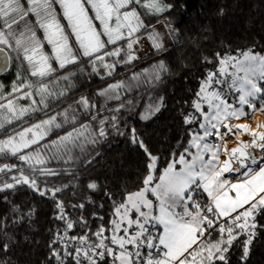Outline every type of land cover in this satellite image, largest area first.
<instances>
[{
    "label": "snow or ice",
    "instance_id": "1",
    "mask_svg": "<svg viewBox=\"0 0 264 264\" xmlns=\"http://www.w3.org/2000/svg\"><path fill=\"white\" fill-rule=\"evenodd\" d=\"M57 4L62 17L58 16ZM171 7L165 0H0V70L7 68L9 60L20 59L19 83L13 84L12 93L28 88L34 89V93L24 92L17 99H29L33 94L39 96V101L32 99L29 107L17 106L13 100H8L6 105L0 104V109L6 108L11 114L0 113V129L29 111L41 110L36 105L48 108L49 97L57 95L50 90L48 78L58 71L64 70L66 74L59 79L69 81L71 87V78L76 75L72 69L83 73L85 58L92 66V73L100 75L102 68L107 76H111L118 65H130L138 60L140 49L136 46L143 38L142 30L147 32V39L155 50H165L161 34L145 17L163 14ZM40 31L42 37L38 35ZM45 45L50 51L45 50ZM5 49L16 56L12 57ZM108 57L117 59L109 62ZM204 62L213 63L207 57ZM215 63L216 70L207 71L200 82L191 105L193 111L182 114L186 125L196 127L192 128L187 146L179 145L183 152H174L166 167H158L159 157L149 152L132 129V142L146 154L141 186L127 193L120 203L114 201L110 227L101 224L91 235L83 216L77 221L67 217L64 203L56 197L63 189H41L35 176L37 171L45 176L59 173L47 167L37 169L36 165H45L51 160L65 164L73 162V148L83 150L85 143H96L97 137H105L104 125L110 122L116 128L117 116L101 119L100 126L89 135H85L89 126L81 124L55 140L40 144L49 132L62 127L52 116L0 140V156L10 154L26 163L31 171V175H26L17 165H0V173L11 172L14 168L20 172L18 177H12V183L0 185V191L27 185L41 196L50 193V198L56 202L59 213L56 219L63 221L65 227L63 234L57 229L49 248L50 257L58 264H65L69 257L73 264H229L227 254L238 241L242 249L240 259L247 260L257 229L264 230V225L257 221V216L264 217V155L258 158L246 150L258 147L264 152V132L252 133L250 143L240 142L232 149L226 147L225 138L251 131L247 125L237 126L230 121L264 114V52L254 48L223 55L217 52ZM167 72V65L159 61L152 66L151 72L144 69L142 73H133L131 80L139 81L143 77L145 83L152 84L161 81ZM28 75L37 80L28 81ZM124 87L123 82L110 84L97 95L108 100L120 99L117 90ZM127 87L130 88L131 83ZM59 95L65 92L62 90ZM77 104L88 113L96 107L84 96ZM159 110L160 105L150 106L149 113L141 118L146 120ZM114 111L118 112L119 108ZM63 117V123L75 124L77 120L75 110L72 113L65 110ZM91 118L95 120L97 116ZM222 127L226 129L223 133ZM213 136L216 142H209L208 138ZM25 149L32 151L24 153ZM221 154L227 156L223 161ZM225 173H236L239 178L233 183ZM97 187L95 182L87 185L93 191ZM106 195L111 199L110 194ZM72 207L84 209L85 204ZM77 223L89 231L69 237L68 231ZM106 231L111 235L105 237ZM214 236L218 238L213 239ZM61 243L63 255L54 247ZM3 248L6 251L8 245L4 244Z\"/></svg>",
    "mask_w": 264,
    "mask_h": 264
},
{
    "label": "trees",
    "instance_id": "2",
    "mask_svg": "<svg viewBox=\"0 0 264 264\" xmlns=\"http://www.w3.org/2000/svg\"><path fill=\"white\" fill-rule=\"evenodd\" d=\"M165 2L172 5L168 11L145 17L146 22L154 25L161 34L165 50L157 51L153 48L150 53L139 57L130 65H118L111 76H107L102 68L100 75L92 73V66L85 58L83 73L72 69L76 71V75L71 78L72 86H69V81L64 82L65 95L50 100L48 108L40 107L41 110L25 115L0 129V140H4L49 117L59 116L62 127L53 129L40 142L45 144L64 135L74 126L79 128L81 124L89 126V132L85 133L89 135L100 126L101 119L109 120L111 116H117L116 128L110 122L104 125L107 133L105 137H97L96 143H85L83 150L79 147L73 148V162L65 164L63 161L51 160L45 165H36L37 169L47 167L59 173L45 176L37 171L35 176L41 189H63L56 193V197L64 203L67 217L77 221L83 216L91 230L89 235L101 224L106 228L110 227L109 221L114 212L113 202L120 203L127 193L134 192L141 186L145 175L146 154L138 144L132 142V129H135V135L143 141L149 152L159 157L158 167L163 169L173 158L174 152H183L179 145L182 143L187 146L192 128L196 127L186 125L183 115L193 111L192 101L206 72L218 67L215 54L219 52L223 55L229 51L236 53L238 49L248 48L264 52V0ZM55 7L58 16L62 17L58 5ZM61 22L66 24L63 19ZM151 30L149 28L147 31ZM38 35L43 36L41 31ZM142 37H147L144 30ZM45 50L50 51L47 45ZM204 57L213 63H205ZM114 59L117 58H106L109 62ZM159 61H163L168 67V72L162 75L161 81L148 84L143 77L139 81L131 80L133 73H142L144 69L151 72L152 66ZM6 73H10L12 89L13 81L18 82L14 62H11L10 70ZM64 74V70H60L49 77L48 81L59 80ZM118 82L126 85L117 90L120 99L108 100L97 95L108 85ZM129 83L130 88L127 87ZM27 90L29 89L23 88L21 92ZM15 94L17 93L11 92V96ZM82 96L96 105L90 113L77 104ZM121 104L124 107L121 108ZM156 105H160L158 112L150 114L146 120L141 118L149 113L150 106ZM117 108L119 111H114ZM65 110L69 113L75 110V124L63 123ZM93 115L97 116L95 120L91 118ZM255 117L264 118V115L258 114ZM29 151L32 149H25L24 153ZM5 163L22 167L26 175H31L29 166L10 154L6 157L0 156V165ZM17 168L11 172L0 173V185L4 182L12 183V177L20 175ZM62 169L70 171L64 172ZM90 182L97 184V190L87 188ZM64 185L70 186L64 188ZM106 193L110 194L111 199ZM80 203L85 204L84 209L72 207ZM58 214L56 202L50 198V193L41 196L27 185H17L14 189L0 191V264H58L50 257L49 248L50 242L57 235V229L63 234L65 227L63 221L56 219ZM96 216L102 219H96ZM257 221L259 225H264V217L257 216ZM87 231L89 229L82 228L77 223L68 231V236L83 235ZM109 235V231L104 233L105 237ZM4 244L8 245L6 251ZM54 247L61 250L63 255L62 244ZM227 255L229 264H264V230L257 229L246 261L242 262L240 259L242 249L239 241ZM65 264H73L72 258H67Z\"/></svg>",
    "mask_w": 264,
    "mask_h": 264
},
{
    "label": "rangeland",
    "instance_id": "3",
    "mask_svg": "<svg viewBox=\"0 0 264 264\" xmlns=\"http://www.w3.org/2000/svg\"><path fill=\"white\" fill-rule=\"evenodd\" d=\"M58 5V4H57ZM58 7H59V5H58ZM60 8V7H59ZM61 10V9H60ZM33 19H34V17H32ZM98 23V22H97ZM41 33H42V31H41ZM43 34V33H42ZM136 47H138L140 50L137 52V55H138V57H142V56H144V55H147L148 53H150V50H152L153 49V47H152V44H151V41H149L148 39H147V37H143L142 39H141V43L139 44V45H137ZM7 51H8V53L12 56V57H15L16 56V53H14V52H11V50L10 49H6ZM21 60L20 59H14V60H11V62H14V71H15V73H18L19 71H21L22 70V68L21 69H19L20 67H21V65L19 64V63H21L20 62ZM24 64H25V68L27 67V62L25 61L24 62ZM17 66V67H16ZM20 66V67H19ZM16 68V69H15ZM9 70H10V68H9ZM8 70V71H9ZM10 78V73H4L3 75H1L0 76V85H3V89L2 90H0V95H2V97L3 98H0V104H4V105H6L7 104V102H8V100H13L14 101V103L17 105V106H23V107H29L30 105H31V101H32V99H35V100H37V101H39V96H37V95H35V94H33V96L31 97V98H29V99H17L18 97H20V96H22L23 95V93L24 92H28V91H33V93H34V89H29V90H27V91H22V92H17V94H15V95H13V96H11V90L12 89H10V86H11V80L9 79ZM18 78V77H17ZM28 78H30L29 80H31L32 82H34V81H36L37 80V78L36 77H31L30 75H28ZM14 83H16L15 81H13ZM19 82V81H18ZM17 82V83H18ZM27 82V81H26ZM64 82H65V80H62V79H59V80H54V81H50L49 82V88H50V90L52 91V92H54V93H56L57 95L55 96V97H49V99H48V102L50 101V100H54V99H57V98H59V97H61L60 95H59V93L63 90L64 92H65V89H64ZM67 82V81H66ZM2 99H4V101L2 100ZM37 107H43L42 105H36ZM247 108V107H246ZM204 109L205 110H207V106L206 105H204ZM247 110V109H246ZM0 113H6V114H8L9 116H11V114L10 113H7V110H6V108H4V109H0ZM30 113H32V111H29L26 115H28V114H30ZM25 116V115H24ZM23 116V117H24ZM23 117H20L19 119H12V121H11V123H6L5 124V126H8V125H10V124H13V123H15L16 121H18V120H20L21 118H23ZM56 117V122H58V123H60V117L59 116H55ZM59 117V118H58ZM230 123V122H229ZM31 127V126H30ZM28 128V127H27ZM26 129V128H25ZM24 130V129H23ZM23 130H20L19 132H21V131H23ZM221 130H222V128H221ZM52 132V131H51ZM51 132H49V134L51 133ZM18 133V132H17ZM222 133H223V131H222ZM16 134V133H15ZM14 134V135H15ZM48 134V135H49ZM229 136V135H228ZM209 139V142H216V137H209L208 138ZM258 149H260V148H258ZM193 151H195L194 149H193ZM248 152H250V151H248ZM259 152H260V150H259ZM251 153V152H250ZM253 154V153H252ZM9 155V154H8ZM2 157H4V156H2ZM220 159H221V157H220ZM179 167V166H178ZM253 167H255V166H253ZM121 234H123V233H121ZM110 235H111V232H110ZM109 235V236H110ZM113 247H115V246H113Z\"/></svg>",
    "mask_w": 264,
    "mask_h": 264
},
{
    "label": "bare ground",
    "instance_id": "4",
    "mask_svg": "<svg viewBox=\"0 0 264 264\" xmlns=\"http://www.w3.org/2000/svg\"><path fill=\"white\" fill-rule=\"evenodd\" d=\"M242 125H247L251 128L250 132H241L239 133L235 138L231 136L229 139H227L226 147L228 149H232L239 146L240 142H251L253 139L252 133H261L264 132V121L261 119H258L254 121L253 123H243ZM260 149L258 147L249 148L246 151H250L251 153L259 152ZM226 154H221V161L226 159ZM226 175H229L231 173H225Z\"/></svg>",
    "mask_w": 264,
    "mask_h": 264
},
{
    "label": "crops",
    "instance_id": "5",
    "mask_svg": "<svg viewBox=\"0 0 264 264\" xmlns=\"http://www.w3.org/2000/svg\"><path fill=\"white\" fill-rule=\"evenodd\" d=\"M33 19V18H32ZM34 20V19H33ZM43 35V34H42ZM6 50V49H5ZM49 50H50V48H49ZM7 51V50H6ZM8 52V51H7ZM9 54V53H8ZM21 62V61H20ZM20 65H21V63H19ZM23 64H24V62H23ZM10 66H11V60H10ZM17 67V66H16ZM20 67V66H19ZM24 67H25V64H24ZM19 69H21V67L19 68ZM258 115V114H257ZM264 115V114H263ZM258 119H261V120H263L264 121V118H262V117H253V118H251V119H243V118H240V119H236V120H233V121H230V123L231 124H233V125H237V126H239V125H242L243 123H253L254 121H256V120H258ZM224 128L222 127V130H223ZM222 130L220 129V131L222 132ZM234 130V129H233ZM224 131H226V129H224ZM223 131V132H224ZM232 135H229V136H227L225 139L227 140V139H229L230 137H231ZM262 151H261V149H260V152H256L255 154H260ZM254 154V153H253ZM254 154V155H255ZM221 157V156H220ZM225 177L227 178V179H229L231 182H233V183H235L236 182V180L239 178L238 177V174H236V173H231V174H229V175H226L225 174Z\"/></svg>",
    "mask_w": 264,
    "mask_h": 264
},
{
    "label": "water",
    "instance_id": "6",
    "mask_svg": "<svg viewBox=\"0 0 264 264\" xmlns=\"http://www.w3.org/2000/svg\"><path fill=\"white\" fill-rule=\"evenodd\" d=\"M6 53H8V52L6 51ZM9 68H10V60L8 62L7 68H4V69L0 70V75H3L4 73H6L9 70Z\"/></svg>",
    "mask_w": 264,
    "mask_h": 264
},
{
    "label": "built area",
    "instance_id": "7",
    "mask_svg": "<svg viewBox=\"0 0 264 264\" xmlns=\"http://www.w3.org/2000/svg\"><path fill=\"white\" fill-rule=\"evenodd\" d=\"M231 102V101H230ZM254 155V154H253ZM258 158L262 155H264V152H261L260 154H255ZM93 240H95L96 238L93 236L92 237ZM62 244V243H61ZM63 245V244H62Z\"/></svg>",
    "mask_w": 264,
    "mask_h": 264
}]
</instances>
